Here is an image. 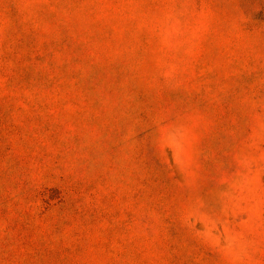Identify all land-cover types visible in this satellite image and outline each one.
<instances>
[{"label":"rangeland","instance_id":"rangeland-1","mask_svg":"<svg viewBox=\"0 0 264 264\" xmlns=\"http://www.w3.org/2000/svg\"><path fill=\"white\" fill-rule=\"evenodd\" d=\"M0 264H264V0H0Z\"/></svg>","mask_w":264,"mask_h":264}]
</instances>
